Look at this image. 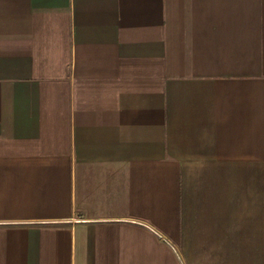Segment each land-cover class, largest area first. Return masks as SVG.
I'll return each mask as SVG.
<instances>
[{
	"label": "crops",
	"instance_id": "obj_1",
	"mask_svg": "<svg viewBox=\"0 0 264 264\" xmlns=\"http://www.w3.org/2000/svg\"><path fill=\"white\" fill-rule=\"evenodd\" d=\"M0 264H264V0H0Z\"/></svg>",
	"mask_w": 264,
	"mask_h": 264
}]
</instances>
